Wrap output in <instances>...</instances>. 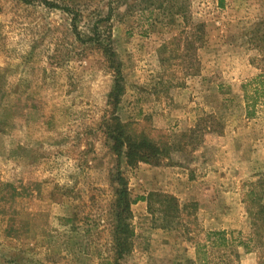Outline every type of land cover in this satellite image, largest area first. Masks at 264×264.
Listing matches in <instances>:
<instances>
[{"label": "rangeland", "instance_id": "rangeland-1", "mask_svg": "<svg viewBox=\"0 0 264 264\" xmlns=\"http://www.w3.org/2000/svg\"><path fill=\"white\" fill-rule=\"evenodd\" d=\"M259 79L264 0H0V264H264ZM113 118L167 152L120 163L118 262Z\"/></svg>", "mask_w": 264, "mask_h": 264}, {"label": "trees", "instance_id": "trees-1", "mask_svg": "<svg viewBox=\"0 0 264 264\" xmlns=\"http://www.w3.org/2000/svg\"><path fill=\"white\" fill-rule=\"evenodd\" d=\"M117 80H115V86L111 92V99L118 100L119 96L123 92L122 85L119 79L120 72L117 70ZM259 86L264 91V80H256ZM258 93V90L255 91ZM247 99H249L247 97ZM253 99V98H250ZM247 100V108L251 109ZM248 115H253L248 112ZM107 140L113 154L117 157V166L111 176L112 183L116 185L115 188V202H114V220L112 230V241L116 253V262L119 259H123L131 250L130 239L134 232L128 223L132 217L131 206L132 201L130 199V193L128 191V182L124 175L120 172V167L123 161L128 167H136L140 163L159 165L162 158L167 153L165 150L159 148L151 139L145 135H134L129 130V127L121 122L117 118H113L107 126ZM142 201L148 203V211L154 215V205L161 204L159 211L164 213V218L175 219L178 214L184 212L187 208L181 207L177 199L173 196L166 194H150L146 198H142ZM165 206V207H164ZM256 216H262L264 219V205L259 202L257 205ZM213 236H218L219 239L224 240V234L222 232H215ZM225 245V242H221ZM220 246V244H219Z\"/></svg>", "mask_w": 264, "mask_h": 264}]
</instances>
